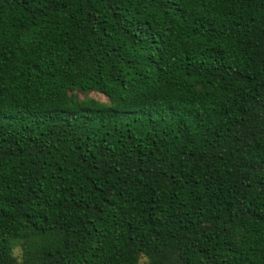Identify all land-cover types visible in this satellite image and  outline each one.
Wrapping results in <instances>:
<instances>
[{
	"label": "trees",
	"instance_id": "trees-1",
	"mask_svg": "<svg viewBox=\"0 0 264 264\" xmlns=\"http://www.w3.org/2000/svg\"><path fill=\"white\" fill-rule=\"evenodd\" d=\"M0 264H264V0H0Z\"/></svg>",
	"mask_w": 264,
	"mask_h": 264
},
{
	"label": "rangeland",
	"instance_id": "rangeland-1",
	"mask_svg": "<svg viewBox=\"0 0 264 264\" xmlns=\"http://www.w3.org/2000/svg\"><path fill=\"white\" fill-rule=\"evenodd\" d=\"M89 97L97 99L99 101H104V98L99 94L91 93V94H89Z\"/></svg>",
	"mask_w": 264,
	"mask_h": 264
}]
</instances>
